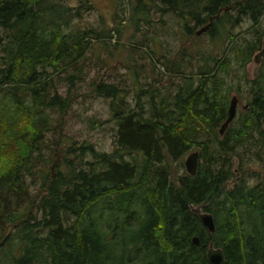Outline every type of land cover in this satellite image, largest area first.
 I'll use <instances>...</instances> for the list:
<instances>
[{
	"label": "trees",
	"instance_id": "trees-1",
	"mask_svg": "<svg viewBox=\"0 0 264 264\" xmlns=\"http://www.w3.org/2000/svg\"><path fill=\"white\" fill-rule=\"evenodd\" d=\"M152 1L150 6L172 12L186 29L209 24L204 33L211 37L217 28L228 35L227 26L242 18L256 27L264 17V0ZM150 6L136 10L145 13ZM82 14L81 4L65 0H0V264H210L211 241L223 248L224 264H264V179L249 186L241 176L227 187L239 144L253 137L264 148V60L254 77L243 72L264 31L223 56L198 46L201 62L191 72L199 78L184 75L168 95L154 89L149 110L142 92L136 109L120 82L96 81L93 94L111 98L117 147L99 152L83 145L92 159L73 168L55 149L57 172L50 175L51 155L36 162L50 128L47 108L65 113L71 98L57 87L52 93L47 78L51 70L62 71L57 77L69 80L70 91L86 65L89 35L105 38L76 26L74 17ZM233 71L250 83L247 106L219 138L216 127L228 116L232 91L242 90L229 83ZM193 146L203 158L197 173L185 170L173 180L165 161ZM121 149L138 155L127 159ZM32 171L41 176L34 193L26 177ZM192 203L208 204L214 231Z\"/></svg>",
	"mask_w": 264,
	"mask_h": 264
},
{
	"label": "rangeland",
	"instance_id": "rangeland-1",
	"mask_svg": "<svg viewBox=\"0 0 264 264\" xmlns=\"http://www.w3.org/2000/svg\"><path fill=\"white\" fill-rule=\"evenodd\" d=\"M65 1L72 5L81 4L83 14L81 17H74L76 26L81 30L95 29L103 32L105 38H98L95 33L89 35L92 44L90 43L87 51L86 65H83V73L76 79L70 91L69 80H63V74L57 77L58 72L63 73L62 71L51 70V75L47 78L52 93L56 91L54 87H57L61 93L71 98V105L65 113L58 108H47L51 117L50 128L45 132V141L41 144L36 162L43 155L45 158L51 155L50 165L54 162L55 165L53 170H50V175L57 172L55 149L57 154L61 153L66 158L69 167L73 168L83 165L87 159H92L90 153H84L83 145L92 144L99 152H111L117 147V122L110 109L111 98L93 94L92 87L96 81L103 79L106 82H120L126 88L124 91L128 105L136 109L140 107L138 94L142 92L141 99L149 110V97L154 94V89H159V96L168 95L177 89V84L183 80L184 75H187L185 77L189 80L193 77L199 78L195 72H191L192 69L195 71L197 64L201 62L196 56L198 46L207 50L213 48L223 56L231 53L237 44H244L264 31V17L256 27L253 26L251 18L245 17L234 26H227L230 29L228 35L226 30L221 32L217 28L211 37L210 34L204 33L205 26L208 29L209 24L197 26L193 30L186 29V24L181 25L172 12L161 14L155 6H150V3L154 5L152 0H146V5L137 0ZM149 6L150 9L145 13L141 9L136 10L138 7ZM231 35L234 39H231ZM263 37L264 33L262 40ZM256 66L257 63L252 59L243 71L245 76L254 77ZM135 68L139 70L138 81L134 80ZM234 73L235 71L228 75L229 83H233V87L242 88L241 92L236 88L232 91V94L236 93L240 98L236 116L231 122L236 124L239 120L237 117L247 101L250 83L245 78L239 79ZM219 127H216L217 132ZM254 135L259 136L257 132H254ZM218 137L222 138L223 135L219 132ZM58 140L60 143L56 145ZM192 148L195 150L199 147ZM120 151L127 159L138 155L136 151ZM189 153L179 159L165 161L173 180L177 181L179 175L187 171L185 160ZM231 158L233 168L227 187L232 186L241 176L245 177L249 186L264 179V148L255 144L253 137L239 144ZM202 160L201 157L200 161ZM244 168L246 173L243 172ZM26 177L30 192L39 190L37 186L41 176L38 172L32 171L26 174Z\"/></svg>",
	"mask_w": 264,
	"mask_h": 264
},
{
	"label": "water",
	"instance_id": "water-1",
	"mask_svg": "<svg viewBox=\"0 0 264 264\" xmlns=\"http://www.w3.org/2000/svg\"><path fill=\"white\" fill-rule=\"evenodd\" d=\"M253 59L257 63V66L255 68V74H256L258 71L259 64L264 60V37L262 40V45L257 50V52H255ZM239 101L240 98L238 94L236 93L232 94L228 108V116L222 122L219 128L221 134L225 132L228 125L235 118ZM244 106H247V104L245 103ZM199 157H200L199 150H193L188 154L185 160V165L188 173L192 175H195L197 173L199 161H200ZM207 205H208L207 203H199L197 205H194L192 203L190 206L198 214L200 220L205 225V227H207L209 231H214L216 229L215 217L213 212L207 209ZM193 241L194 243H199L200 242L199 235H194ZM207 257L210 264H224L226 260V255L223 248L221 246H216L213 241L210 242L207 248Z\"/></svg>",
	"mask_w": 264,
	"mask_h": 264
}]
</instances>
